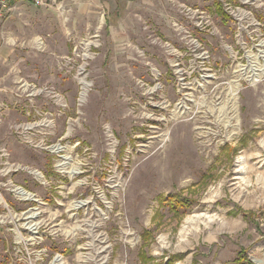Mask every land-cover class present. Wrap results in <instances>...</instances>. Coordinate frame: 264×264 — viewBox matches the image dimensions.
<instances>
[{
  "label": "rangeland",
  "instance_id": "obj_1",
  "mask_svg": "<svg viewBox=\"0 0 264 264\" xmlns=\"http://www.w3.org/2000/svg\"><path fill=\"white\" fill-rule=\"evenodd\" d=\"M0 264H264V0L10 1Z\"/></svg>",
  "mask_w": 264,
  "mask_h": 264
},
{
  "label": "bare ground",
  "instance_id": "obj_2",
  "mask_svg": "<svg viewBox=\"0 0 264 264\" xmlns=\"http://www.w3.org/2000/svg\"><path fill=\"white\" fill-rule=\"evenodd\" d=\"M237 94H238V92L235 91V93H233L234 97L237 96ZM57 151H59V148L57 149ZM244 165H245V157L238 158V161H237L238 172L241 171V168L242 169L244 168L243 167ZM253 170H254L253 168H248L247 169V174L248 175L251 174L253 172ZM235 192L237 193L238 196H240V195H242L244 193L242 190H239L238 187L236 188ZM21 195L25 199L32 198V196L30 197V195H28L27 193H24V192L21 193ZM210 199H212V198H210ZM84 205H85V203H80L79 205L76 206V208L83 207ZM221 222H222V219L216 214H212V215L209 214V213L194 214L193 216H190L186 220V222H185V224H184V226H183V228L181 230V233H180V241H179V243L182 244L184 242H187V240H186L187 237L186 236L190 232H192L193 229L198 230V231H205V232L208 230L209 232H211L214 229V226L218 225L219 231H220L221 230L220 229ZM211 236H212V234H211Z\"/></svg>",
  "mask_w": 264,
  "mask_h": 264
},
{
  "label": "built area",
  "instance_id": "obj_3",
  "mask_svg": "<svg viewBox=\"0 0 264 264\" xmlns=\"http://www.w3.org/2000/svg\"><path fill=\"white\" fill-rule=\"evenodd\" d=\"M10 1H12V0H0V19L2 17L3 10L6 8V6L8 5V3ZM28 1L32 5L38 6V7L44 6L48 2V0H28ZM204 15H205V13L203 12L201 18L205 17ZM83 83H84V87H83V90H82L81 95H80V101L81 102L84 101L85 97L87 96V92H88V88H87V86H85L86 82H83ZM85 91H87V92L83 95V93Z\"/></svg>",
  "mask_w": 264,
  "mask_h": 264
},
{
  "label": "crops",
  "instance_id": "obj_4",
  "mask_svg": "<svg viewBox=\"0 0 264 264\" xmlns=\"http://www.w3.org/2000/svg\"><path fill=\"white\" fill-rule=\"evenodd\" d=\"M30 3V2H29ZM46 11V10H45ZM54 16H56V15H54Z\"/></svg>",
  "mask_w": 264,
  "mask_h": 264
},
{
  "label": "trees",
  "instance_id": "obj_5",
  "mask_svg": "<svg viewBox=\"0 0 264 264\" xmlns=\"http://www.w3.org/2000/svg\"><path fill=\"white\" fill-rule=\"evenodd\" d=\"M175 204V203H174ZM173 207H174V205H173Z\"/></svg>",
  "mask_w": 264,
  "mask_h": 264
}]
</instances>
